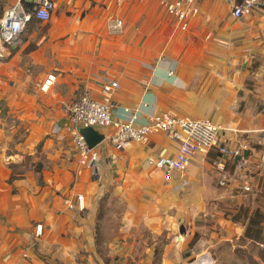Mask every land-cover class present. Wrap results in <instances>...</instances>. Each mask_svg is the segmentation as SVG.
Returning a JSON list of instances; mask_svg holds the SVG:
<instances>
[{"label": "crops", "instance_id": "crops-1", "mask_svg": "<svg viewBox=\"0 0 264 264\" xmlns=\"http://www.w3.org/2000/svg\"><path fill=\"white\" fill-rule=\"evenodd\" d=\"M16 1L0 0V17ZM170 1L54 0L49 22L34 20L22 44L34 41L35 46L25 54L15 49L0 63V97L22 103V98L39 93V82L54 73L56 82L43 95V109L55 110L67 108L84 89L99 98L104 82L117 81L113 120L134 117L142 124L154 114L171 112L209 119L224 139L243 136L258 143L264 132V6L234 18L229 4L202 0L181 29L165 11L163 3ZM115 20L121 27L110 30ZM252 64L256 68L250 90L244 80ZM64 117L60 126L65 127ZM93 129L103 136L96 146L101 157L96 175L74 157L51 173L49 181L44 177L43 185L28 176L9 184L10 169L3 160L7 155L0 151V264H94L93 195L96 178L103 173L121 180L118 190L126 199L128 225L147 224L169 206L188 208L179 205L177 189L183 186L165 181L148 164L151 158L175 155V140L158 132L147 143L129 142L115 150L108 139L110 127ZM4 136L0 129V144ZM213 157L197 154L190 159L184 206H199L204 189L237 205L244 200L216 186ZM258 184L264 190V182ZM166 185L171 189L159 192L158 198L155 187ZM78 194L86 198L84 213L64 205Z\"/></svg>", "mask_w": 264, "mask_h": 264}, {"label": "rangeland", "instance_id": "rangeland-1", "mask_svg": "<svg viewBox=\"0 0 264 264\" xmlns=\"http://www.w3.org/2000/svg\"><path fill=\"white\" fill-rule=\"evenodd\" d=\"M32 22L34 19L27 24L16 48L24 54L35 46L34 41L22 46L32 30ZM17 51H12L11 55ZM251 66L244 87L253 90L251 77L256 65ZM42 80L38 85L39 93L22 98V103H15L14 97L7 100L0 97V129L5 133L0 151L7 155L3 160L10 172L12 169L21 174V178L32 177L37 185H40L39 176L34 169L38 163L43 165V185L44 177L49 181L51 173L64 168L75 157L66 126H60L67 108L43 109V104L47 105L43 95L50 93L52 87L41 92ZM96 180L94 264H199L203 260L207 264H264V190L237 205L224 195L209 194L204 189L199 206H184L182 201L191 182L186 179L187 183L177 190L180 207L188 208L178 210L169 206L151 217L153 221L147 224L128 225L125 221L127 204L123 190H118L121 182L118 175L103 173ZM171 187H155L158 190L154 192L161 198L159 192ZM84 202L86 205L85 197ZM251 219L258 222L253 226L256 235L253 239L245 237ZM181 226L184 233H180Z\"/></svg>", "mask_w": 264, "mask_h": 264}, {"label": "built area", "instance_id": "built-area-1", "mask_svg": "<svg viewBox=\"0 0 264 264\" xmlns=\"http://www.w3.org/2000/svg\"><path fill=\"white\" fill-rule=\"evenodd\" d=\"M123 0H119L121 2ZM202 0H173L165 2L167 14L173 16L181 29L186 28L188 17L196 15ZM222 1L231 6L234 18L248 15L254 8L264 6V0H211ZM55 9L54 0H17L6 8L0 17V63L6 60L21 41L31 19L47 23ZM110 30H118L121 21L115 20ZM56 82L54 73L47 74L40 85L41 92H47ZM119 89L117 81L102 84L99 98L92 97L87 90L80 91L69 103L66 110L67 126L78 165L89 169L93 175L98 172L100 152L96 147L89 148L80 134L83 128L110 127L108 139L115 150H121L129 142L147 143L154 133H164L178 143L173 156L151 158L148 164L161 172L165 181L176 180L181 186L186 184L187 167L190 159L197 154H214L211 159L216 186L229 189L231 195L241 199L261 193L259 181L264 182V132L258 143L248 137L224 139L220 129L209 119H188L171 112L154 114L142 124L134 117L127 121L113 120L111 100ZM258 146V149H255ZM67 210L83 212L84 197L76 195L72 200H64ZM41 226H37L38 233Z\"/></svg>", "mask_w": 264, "mask_h": 264}, {"label": "trees", "instance_id": "trees-1", "mask_svg": "<svg viewBox=\"0 0 264 264\" xmlns=\"http://www.w3.org/2000/svg\"><path fill=\"white\" fill-rule=\"evenodd\" d=\"M42 169H43V165L41 163H38L36 165V169H34V173H36L39 176L38 177V184H40V185H42V177H41ZM21 176H22L21 174L14 173L13 170L11 169L10 176H9L7 182L9 184H11L14 180L20 179ZM257 224H258V222H256L253 219H251L249 221V225L247 226V228L245 230V237L250 238V239H253L256 237V235L254 234L255 230H254L253 226H256Z\"/></svg>", "mask_w": 264, "mask_h": 264}, {"label": "water", "instance_id": "water-1", "mask_svg": "<svg viewBox=\"0 0 264 264\" xmlns=\"http://www.w3.org/2000/svg\"><path fill=\"white\" fill-rule=\"evenodd\" d=\"M80 134L85 139L89 148L96 147L97 144H99L103 139L101 134L97 133L93 128L90 127L81 129ZM180 233H184L183 226L180 227Z\"/></svg>", "mask_w": 264, "mask_h": 264}, {"label": "bare ground", "instance_id": "bare-ground-1", "mask_svg": "<svg viewBox=\"0 0 264 264\" xmlns=\"http://www.w3.org/2000/svg\"><path fill=\"white\" fill-rule=\"evenodd\" d=\"M208 262L206 260H203V262H200L199 264H207Z\"/></svg>", "mask_w": 264, "mask_h": 264}]
</instances>
